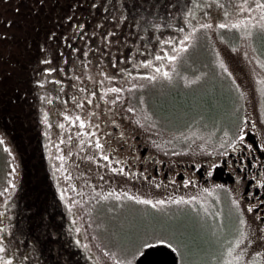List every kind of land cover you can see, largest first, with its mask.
<instances>
[{"label": "rangeland", "instance_id": "374dc122", "mask_svg": "<svg viewBox=\"0 0 264 264\" xmlns=\"http://www.w3.org/2000/svg\"><path fill=\"white\" fill-rule=\"evenodd\" d=\"M209 1L181 33L166 35L176 39L158 62L147 60L138 69L125 70L130 62L116 57L126 42L117 45L118 36H101L87 40L77 60L61 55L54 69L42 70L37 94L28 86V68L21 65L29 63L30 56L24 52L33 45H28V39H17L9 48V41L0 36V264L40 260L32 250H21L16 244L15 236L22 230L9 205L24 170L22 143L16 135L19 123H10L15 121L11 111L19 110L16 87L20 94L34 97L31 106L38 116L29 114L30 122L42 126L45 148L41 149L67 201L77 249L86 259L82 262L135 264L147 246L165 243L176 251L179 264H264L257 228L229 187L211 182H146L112 165L105 158L107 148L97 144L107 129L101 119L113 121L116 115L139 126L159 158L171 164H210L223 152L229 139L226 129L232 123L237 131L251 118L264 132V52L257 47L264 51V10L255 7L261 2L226 0L224 5L219 0L217 5L216 0ZM71 6L72 0H0V24L13 17L5 15L4 9H15L16 18L24 21L23 9ZM6 24L0 25V33L11 34L12 23ZM17 26L29 36L25 24ZM165 70L168 76L163 75ZM103 98L113 105L105 114L101 109L107 106L99 105ZM32 148L37 149L35 142ZM34 153L36 161L31 165H39ZM31 178L36 182V177ZM33 205L32 201L27 207ZM237 238L242 242L237 243ZM229 247L235 249L231 256ZM237 256L240 259H234Z\"/></svg>", "mask_w": 264, "mask_h": 264}, {"label": "trees", "instance_id": "16d2710c", "mask_svg": "<svg viewBox=\"0 0 264 264\" xmlns=\"http://www.w3.org/2000/svg\"><path fill=\"white\" fill-rule=\"evenodd\" d=\"M206 1L210 2L209 0H72L71 9H23L24 21L16 18L15 9H8L9 13L4 9L5 15H13L8 19L12 23L8 31H13L9 34L6 30L0 33V36L9 41V48L12 43H17V39L19 41L28 39V45L31 47L33 45L31 50L24 52L25 56H30L28 67L21 65L28 68L30 75L28 86L33 94H37L42 70L54 69L53 66L61 55L65 56V60H77V54L82 53L87 40H97L102 38L101 36H104L103 38L109 34L118 36L122 41L115 40L114 43L117 45L126 42L123 45L124 51L123 47L120 50L117 48L119 54L116 57L117 60H120L119 56L125 57L130 62L125 70L138 69L145 65L144 61L147 60L158 62L157 57L164 56V49L176 39L166 35L171 32L181 33L185 24L192 22ZM221 1L227 5L226 0ZM83 2H85L84 6ZM215 2L218 5L219 0ZM86 4H90L91 8L88 9ZM26 18L28 20H25ZM8 20H3L0 25L4 24L8 27L6 24ZM19 23L27 26L29 36L25 37L22 31L18 30ZM112 24L114 26L107 29V26ZM83 38L85 40L81 41ZM169 40L171 43L168 42ZM257 47L261 53L264 52L261 47L258 45ZM137 57L141 60L140 64H137ZM177 74H179L178 70L173 73V79ZM16 88L18 91L14 99L19 110L11 111L15 121L10 123H19L16 127V135L22 143L20 150L24 170L22 167L23 180L13 192V197L10 199L12 203H9L18 217L17 222L20 223L17 225L18 230H22L15 236V242L21 250L27 248L32 250L31 254L40 257L41 264L43 262L44 264H85L82 262L86 260L85 257L77 249L78 240H75L76 231L72 219L67 214V201L53 181L49 166L46 165L48 161L46 153L41 149L42 146L45 148L44 139L41 138L42 126L37 129L33 122H30L29 114L38 116L31 106L34 97L32 95L31 100V97L20 94V89ZM225 109H227L225 112L229 110L228 104ZM34 142L37 144V149L33 150ZM32 150L36 152L39 165H31L36 161ZM32 176L36 177V182L31 181ZM32 201L34 205L27 207ZM5 208L7 211V207ZM12 221L13 224L16 223V219Z\"/></svg>", "mask_w": 264, "mask_h": 264}, {"label": "flooded vegetation", "instance_id": "af4514ba", "mask_svg": "<svg viewBox=\"0 0 264 264\" xmlns=\"http://www.w3.org/2000/svg\"><path fill=\"white\" fill-rule=\"evenodd\" d=\"M99 105L107 106L100 108L102 114L113 106L106 98L101 99ZM114 119H101L100 122L107 129L101 133L103 140L97 144L107 148V161L146 182H211L229 187L252 218L264 251V184L261 183L264 181V132L253 119L248 118L237 131L233 123L226 129L229 139L215 162H192V165L171 164L169 160L159 158L143 138L139 126L116 115ZM241 132L243 139H238Z\"/></svg>", "mask_w": 264, "mask_h": 264}, {"label": "water", "instance_id": "95a60500", "mask_svg": "<svg viewBox=\"0 0 264 264\" xmlns=\"http://www.w3.org/2000/svg\"><path fill=\"white\" fill-rule=\"evenodd\" d=\"M135 264H179V257L167 244L158 243L147 246L136 258Z\"/></svg>", "mask_w": 264, "mask_h": 264}, {"label": "snow or ice", "instance_id": "6c2138e0", "mask_svg": "<svg viewBox=\"0 0 264 264\" xmlns=\"http://www.w3.org/2000/svg\"><path fill=\"white\" fill-rule=\"evenodd\" d=\"M255 7L257 8H261L262 10H264V0H261L260 4L255 5ZM249 11H251V9H249ZM225 15H227V13H225ZM239 26V25H237ZM220 27H230V25L227 24H221ZM189 37H185V39H188ZM169 43H171V40L168 41ZM181 47H186V45H181ZM158 59H160V57H157ZM169 60H175L176 57L175 56H169L168 57ZM145 64L149 63L148 61H144ZM159 70V69H157ZM163 75L168 76L169 73L165 70ZM153 79H155V77H153ZM81 124H83V121H81ZM238 139H243V133L241 132L240 136H238ZM264 146V145H262ZM249 148H251V145H248ZM107 159V157H105ZM262 184H264V181H261ZM133 199H136V197H133ZM141 200H143V197L140 198ZM194 199V198H193ZM145 203L148 204H152L153 202L151 200H147L144 201ZM160 203H163V201H161ZM234 203H237L236 201H234ZM246 234L245 233H241V237H244ZM242 239L241 238H237V243H241ZM0 250H2V245H0ZM235 251V249L233 247H229L227 249L228 255L231 256L232 252ZM241 255H243V250H241ZM257 255H259V253H257ZM234 259H240V256L235 257ZM224 264H227V262H224Z\"/></svg>", "mask_w": 264, "mask_h": 264}]
</instances>
